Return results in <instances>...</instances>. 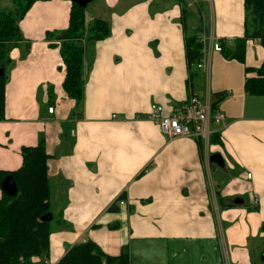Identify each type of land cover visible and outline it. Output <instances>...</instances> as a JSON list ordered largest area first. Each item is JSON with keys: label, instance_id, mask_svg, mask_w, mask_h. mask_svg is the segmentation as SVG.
I'll list each match as a JSON object with an SVG mask.
<instances>
[{"label": "crops", "instance_id": "crops-1", "mask_svg": "<svg viewBox=\"0 0 264 264\" xmlns=\"http://www.w3.org/2000/svg\"><path fill=\"white\" fill-rule=\"evenodd\" d=\"M208 1L213 12L203 19ZM72 3L37 0L20 21L23 40L11 51L0 121L1 170L20 168L22 147L41 138L52 155L51 206L59 220L47 262L57 264L75 244L92 240L112 256L128 251L131 264H257L252 241L260 238L255 245L264 251V95L244 85L256 75L246 66H259L264 48L249 40L244 63L228 56L245 35L244 0H95L111 30L95 44L84 41V113L73 118L76 100L63 88L60 47L46 39L48 31L68 28ZM198 34L224 44L212 54L210 81L226 116L215 147L232 169L220 185L201 140L171 139L146 117L153 103L170 112L207 91L187 55V38ZM246 193L251 204H244Z\"/></svg>", "mask_w": 264, "mask_h": 264}, {"label": "trees", "instance_id": "trees-1", "mask_svg": "<svg viewBox=\"0 0 264 264\" xmlns=\"http://www.w3.org/2000/svg\"><path fill=\"white\" fill-rule=\"evenodd\" d=\"M12 1L15 3L14 8L0 10V68L5 71L0 76V121L5 118V87L8 81L7 69L12 62L11 51L23 40L20 21L37 0ZM244 5L245 35L237 38L234 49L228 53V56L243 63L246 61L249 47L247 41L258 39L264 48V0H244ZM110 30L105 18L94 17L87 21L86 7L73 2L68 28L50 30L46 34L51 46L60 47V54L66 66L63 88L69 97L76 100L71 118L80 117L84 113L88 54L86 43L95 44L96 41L107 37ZM202 53L200 35L189 36L187 55L191 66L196 67L195 64ZM246 71H257L260 75L246 79L245 91L264 95V60L257 67L247 65ZM49 96V104L52 105L56 102L52 86L49 89ZM218 101L214 102L215 108H218ZM219 136L220 133H215L212 142L221 143ZM21 151L23 163L20 168L11 172L0 169V186L3 178L12 174L19 187L18 196L10 197L3 192L0 197V264H40L36 258L48 253L51 235L56 228L52 224L54 213L51 210L52 188L48 167L52 155L47 152L45 139L41 138L36 146H23ZM48 212L52 213L53 219L42 221L41 217ZM57 264L131 263L128 251L124 250L120 255L112 256L104 253L95 242L88 240L75 244Z\"/></svg>", "mask_w": 264, "mask_h": 264}, {"label": "built area", "instance_id": "built-area-1", "mask_svg": "<svg viewBox=\"0 0 264 264\" xmlns=\"http://www.w3.org/2000/svg\"><path fill=\"white\" fill-rule=\"evenodd\" d=\"M200 40L203 44V53L200 59L195 64L198 70H201L205 76L207 91L204 95L193 94L185 101L176 105L170 112L165 111V107L158 103H153L146 117L155 122L163 134L169 138L192 137L201 140L205 147V156L208 161H211V155L219 152L224 160L225 154L215 147L212 142V137L215 133H220L221 130L213 128V126H226L225 114L218 108L214 107L215 97L210 91L211 81V62L213 52L223 51L222 41L211 34L210 37L200 35ZM51 113L54 112V107H49ZM251 177V173L247 174ZM259 202L258 197H254V204ZM121 206L127 204V201L122 199ZM47 264H49L47 262Z\"/></svg>", "mask_w": 264, "mask_h": 264}, {"label": "rangeland", "instance_id": "rangeland-1", "mask_svg": "<svg viewBox=\"0 0 264 264\" xmlns=\"http://www.w3.org/2000/svg\"><path fill=\"white\" fill-rule=\"evenodd\" d=\"M15 7V3L12 1V0H0V10L1 9H4V8H14ZM100 11L97 10L95 8V3L94 1L91 2L87 7H86V17H87V21H90L91 19H93L94 17H98L96 15V13H99ZM212 4L208 1V2H205L204 3V6H203V13L202 14V18L204 19H208V16L211 15L212 13ZM251 47V46H250ZM256 75L255 76H259L260 74L257 73V71H255ZM78 112V111H77ZM221 127V125H216V126H213V128H219ZM229 160V159H228ZM230 161V160H229ZM212 163V162H211ZM228 164V162L226 163V165ZM213 171H212V179H213V182L215 183V185H220L219 182H223L224 183V180L225 179H228V173L226 171H229L230 172L232 171V169H228L227 166H225L224 168H221L220 166H218L217 164L213 163ZM251 194L250 193H246L244 195H242V198L245 200V205L247 204H251V198H250ZM236 198V196H234V198H232L230 201L226 202V203H231L232 200H234ZM229 199V198H228ZM227 201V200H226ZM238 206V205H237ZM226 206L224 205H221L220 206V214H221V222H222V231H221V234L224 232L225 230V224L226 222L224 221L223 219V211L225 209ZM52 212L54 213V219L52 221V224L57 227V224H58V220H59V215L57 214L56 212V206L55 204H52V208H51ZM254 211H256L257 209H253ZM259 212V211H258ZM264 227V226H263ZM264 241V240H263ZM253 242V245H252V249H253V258L255 259V262H257V264H264L262 262V257L264 256V251L261 250L260 248H257V246L255 244H259V242H261V239L260 238H257L255 240L252 241ZM264 247V245H263ZM262 247V248H263ZM46 257L44 255H41L39 256V263L40 264H46L47 263V260L45 259ZM227 264V262H226Z\"/></svg>", "mask_w": 264, "mask_h": 264}, {"label": "water", "instance_id": "water-1", "mask_svg": "<svg viewBox=\"0 0 264 264\" xmlns=\"http://www.w3.org/2000/svg\"><path fill=\"white\" fill-rule=\"evenodd\" d=\"M73 2L78 3L82 7H87L92 0H72ZM5 73L4 69L0 68V76ZM211 162L217 164L221 168H224L226 166V162L223 158V156L219 153L216 152L211 155ZM1 188L2 191L10 197H16L19 194V187L16 182L15 177L12 174L6 175L2 182H1ZM244 200L242 198H237L235 200L236 204L243 203ZM53 219V215L51 212L46 213L41 217L42 221H51Z\"/></svg>", "mask_w": 264, "mask_h": 264}, {"label": "flooded vegetation", "instance_id": "flooded-vegetation-1", "mask_svg": "<svg viewBox=\"0 0 264 264\" xmlns=\"http://www.w3.org/2000/svg\"><path fill=\"white\" fill-rule=\"evenodd\" d=\"M262 262L264 263V256L262 257Z\"/></svg>", "mask_w": 264, "mask_h": 264}]
</instances>
